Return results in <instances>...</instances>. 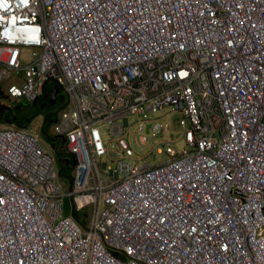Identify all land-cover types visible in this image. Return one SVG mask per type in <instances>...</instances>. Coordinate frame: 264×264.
<instances>
[{"label": "built area", "instance_id": "1", "mask_svg": "<svg viewBox=\"0 0 264 264\" xmlns=\"http://www.w3.org/2000/svg\"><path fill=\"white\" fill-rule=\"evenodd\" d=\"M50 82L68 191L36 127L0 126V264H264V0H0L4 94ZM163 105L183 146L151 162L130 116L152 138Z\"/></svg>", "mask_w": 264, "mask_h": 264}, {"label": "rangeland", "instance_id": "2", "mask_svg": "<svg viewBox=\"0 0 264 264\" xmlns=\"http://www.w3.org/2000/svg\"><path fill=\"white\" fill-rule=\"evenodd\" d=\"M30 54V48L26 47L24 50V59L28 58ZM8 106L14 107L13 111L20 117L26 113L30 119V123L33 127L39 128L43 125L45 129V133L52 136L57 141V149H55L52 145V142L49 141L46 137V134L41 131L40 141L45 146L47 150H49L54 156V164L57 172V182L61 184V189L63 191H68L67 182L70 176V155L66 152L65 147V137L62 133H57L54 131V122L57 119L59 109L61 105H65L67 102V96L63 91H59L55 102H50L49 100L42 103V100L39 99L36 103L33 101L27 102V104H19V102L13 103L8 99H4ZM17 104H19L17 106ZM170 106H165L163 109L159 110L156 114L160 115L163 112L169 111ZM46 116V120L44 121V117ZM177 115L169 112L166 117L162 118V121H167L169 124V128L163 132V134H156L152 138L149 137V133L145 130H138L137 125L134 123V117L130 116V127L128 129V134L126 136L127 143L133 149L136 155H147L144 159H148L151 162H156L159 159L163 158V154H156L153 151V154L150 151L153 150L154 145L162 138H171L175 136V129L178 128L177 125ZM12 125L8 121L0 120V126ZM141 135H145L147 139L144 142L139 141V137ZM183 146L182 139H176L175 147L181 148ZM71 198L67 194L63 197V212L68 213L71 208ZM89 207V206H88ZM87 208V207H86ZM87 209H82L78 212L79 218H84Z\"/></svg>", "mask_w": 264, "mask_h": 264}, {"label": "clouds", "instance_id": "3", "mask_svg": "<svg viewBox=\"0 0 264 264\" xmlns=\"http://www.w3.org/2000/svg\"><path fill=\"white\" fill-rule=\"evenodd\" d=\"M174 5V4H173ZM168 12H169V9L165 12V13H163L162 15H165V18L167 17V14H168ZM160 16V19L162 20V21H164L165 19L163 18V16ZM166 23L168 24V21H166ZM170 26V28H172V29H174V28H176V27H178V28H180V29H182L184 32H187L188 34H190L192 37H194V33L191 31V30H189V28H188V26L187 27H185V25H180V24H176V25H169ZM162 28L161 29V32L162 31H164V30H166L167 29V27H168V25H160V26H158V27H153V29L154 30H156V28L157 29H159V28ZM169 28V29H170ZM192 41L195 43V49L197 48V47H199V45L201 44V41H198V42H196L195 40H194V38L192 39ZM126 46H129L128 44H126ZM55 83V84H54ZM51 84V85H50ZM56 84H58L57 82H52V83H49L48 85H46L45 86V88H46V90H47V92H48V88L49 87H51V86H54V85H56ZM3 84L2 83H0V90L4 93V89H3ZM44 88V89H45ZM49 94V93H48ZM50 95V94H49ZM6 99V98H5ZM10 99V101H12L13 103H15V102H19L20 100H13L12 98H9ZM8 99V100H9ZM51 99V98H50ZM55 101V100H54ZM27 102H30V101H27ZM53 103V102H52ZM149 105H150V103H148ZM64 106V104L63 105H61V107H60V109L62 108ZM165 106H169V105H163L161 108H159L158 110H156V112H155V115L156 116H158L156 113L159 111V110H161V109H163ZM59 109V110H60ZM169 112H171L172 114H176L177 115V113H175V112H173L172 110H171V107H170V109H169V111H166V112H163L162 114H160L161 115V119L162 118H164V117H166L167 116V114L169 113ZM177 118H178V115H177ZM162 121V120H161ZM163 122H166L167 123V121H163ZM10 124H12V126H17L16 124H14V123H10ZM27 124H31L30 123V120L26 123V124H24L23 126H18V127H24V126H26ZM168 124V123H167ZM130 122H129V127H130ZM177 125H178V119H177ZM148 127H149V123H146V129H144L147 133H149L150 134V131H148ZM168 128H169V124H168ZM168 128H166V130L168 129ZM36 129H38L39 130V132H40V134H41V127H39V128H36ZM166 130H164V131H166ZM141 131H143V130H141ZM163 131V132H164ZM163 132L162 133H159V134H163ZM145 136V135H144ZM168 139H172L173 140V143H174V145H175V141H176V139H182L183 140V137L180 135V134H177V132H176V129H175V136H172L171 138H168ZM45 147V146H44ZM46 149V148H45ZM47 150V149H46ZM48 152H50L49 150H47ZM51 153V152H50ZM52 154V153H51ZM158 154H163V153H158ZM52 156H53V154H52ZM163 156H164V154H163ZM53 158H54V156H53ZM54 168H55V164H54ZM70 169H71V171H72V167H71V165H70ZM55 173H56V182H57V172H56V169H55ZM71 172H70V176H69V180H68V182L66 183L67 184V186H69V183H70V180H71ZM59 185H60V187H61V184L59 183V182H57ZM88 208V212L86 213V215L84 216V218L82 219V218H79L78 217V219L75 217V215H74V212H76V213H78V212H80V210H82V209H87ZM86 207H83V208H80V209H78V210H76V209H73L72 210V215L74 216V218L77 220V221H79L80 223H86V221H87V219H88V217H89V214H90V207H88V206H86ZM71 209V208H70ZM70 212V211H69ZM82 220V221H81Z\"/></svg>", "mask_w": 264, "mask_h": 264}, {"label": "trees", "instance_id": "4", "mask_svg": "<svg viewBox=\"0 0 264 264\" xmlns=\"http://www.w3.org/2000/svg\"><path fill=\"white\" fill-rule=\"evenodd\" d=\"M52 83V82H50ZM55 84V83H54ZM57 85V84H56ZM44 94L45 96L41 97L40 99L42 100V103H45V101L49 100L50 101V96L46 90V88L44 89ZM9 99L1 90H0V120L2 121H8L9 123H14L17 126H23L24 124H26L30 119L28 116H30L29 114L26 115V113H24L20 118L18 119L19 116L11 109V106H8L5 102L4 99ZM10 100V99H9ZM39 99H36L33 102H37ZM46 120V116L44 117V121ZM41 131L43 133H45V129L43 127V125H41ZM46 134V133H45ZM46 137L49 141L52 142V145L55 149H57V141L50 136L49 134H46ZM75 217L78 219L79 215L78 213L74 212ZM82 221V220H81Z\"/></svg>", "mask_w": 264, "mask_h": 264}, {"label": "water", "instance_id": "5", "mask_svg": "<svg viewBox=\"0 0 264 264\" xmlns=\"http://www.w3.org/2000/svg\"><path fill=\"white\" fill-rule=\"evenodd\" d=\"M57 91H58V89L55 86H51L48 88V93L51 95L50 102H54L56 95H57ZM19 104H27V101L26 100H20ZM19 104H17V106Z\"/></svg>", "mask_w": 264, "mask_h": 264}, {"label": "flooded vegetation", "instance_id": "6", "mask_svg": "<svg viewBox=\"0 0 264 264\" xmlns=\"http://www.w3.org/2000/svg\"><path fill=\"white\" fill-rule=\"evenodd\" d=\"M55 87H57V89H58V91H57V94H58V92L59 91H63L62 90V86H61V84L60 83H58L57 85H54ZM43 96H45V94H44V92L41 94V96L38 98V99H40L41 97H43ZM50 96V98H51V95H49ZM57 96V95H56ZM56 99V98H55ZM55 102V101H54ZM13 108L14 107H11V109L13 110Z\"/></svg>", "mask_w": 264, "mask_h": 264}, {"label": "crops", "instance_id": "7", "mask_svg": "<svg viewBox=\"0 0 264 264\" xmlns=\"http://www.w3.org/2000/svg\"><path fill=\"white\" fill-rule=\"evenodd\" d=\"M20 72H22V71H20Z\"/></svg>", "mask_w": 264, "mask_h": 264}]
</instances>
